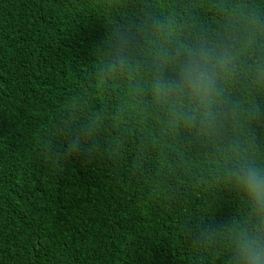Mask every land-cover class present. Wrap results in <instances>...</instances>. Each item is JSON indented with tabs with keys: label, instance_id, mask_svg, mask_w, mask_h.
<instances>
[{
	"label": "trees",
	"instance_id": "trees-1",
	"mask_svg": "<svg viewBox=\"0 0 264 264\" xmlns=\"http://www.w3.org/2000/svg\"><path fill=\"white\" fill-rule=\"evenodd\" d=\"M218 3L0 0V264H224L222 248L185 232L244 211L215 144L139 111L127 78L96 87L103 41L124 18L147 8L215 27ZM237 95L264 104L258 89ZM70 112L99 120L86 156L64 151Z\"/></svg>",
	"mask_w": 264,
	"mask_h": 264
},
{
	"label": "clouds",
	"instance_id": "clouds-1",
	"mask_svg": "<svg viewBox=\"0 0 264 264\" xmlns=\"http://www.w3.org/2000/svg\"><path fill=\"white\" fill-rule=\"evenodd\" d=\"M215 27L180 25L174 15L147 8L124 18L108 38L97 69V89L127 78L139 111L161 112L169 129L185 128L215 144L224 157L220 178L244 211L223 220L185 226L198 248H222L224 264H264V104H244L237 93L264 91V12L248 0H219ZM140 75H137V74ZM255 125V126H254ZM100 127L98 118L79 124L74 112L57 131L64 151L86 156Z\"/></svg>",
	"mask_w": 264,
	"mask_h": 264
}]
</instances>
